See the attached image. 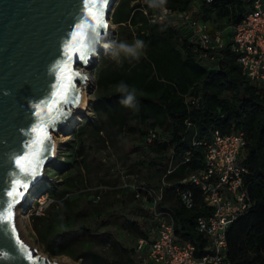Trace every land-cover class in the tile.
<instances>
[{
    "label": "trees",
    "instance_id": "16d2710c",
    "mask_svg": "<svg viewBox=\"0 0 264 264\" xmlns=\"http://www.w3.org/2000/svg\"><path fill=\"white\" fill-rule=\"evenodd\" d=\"M154 4L191 11L192 17L208 25L210 21L227 22L230 28L223 32L224 44L201 54L205 49L190 39L185 23L175 17L160 22L149 19ZM250 7V0L115 2L112 21L119 25L120 33L141 41L143 51L116 59L99 55L88 103L92 117L84 116L73 127L70 155L75 171L57 184L48 182L45 190L40 188L60 205L57 215L49 216V229L56 231L47 239L48 248L77 240L80 235L73 236L74 230L92 234L117 214L119 223L135 233L133 246H126L109 232L103 241L108 242L111 253L87 252L98 264H136V256L144 264L135 242L150 236L157 220L149 202L135 193L162 186L158 208L171 214L178 239H189L194 253H202L206 237L195 228V220L209 214L211 207L197 185L182 179L203 166L204 145L194 139L209 137L218 126L223 131L241 130L246 137L243 162L250 204L226 231L227 259L233 264H264V84L248 80L229 41L232 25ZM121 83L135 93L132 106L122 103L127 93L119 90ZM176 186L192 190V206L180 201ZM73 190L78 193L71 206L74 218L65 220L64 205H71L67 194ZM125 210L145 216L139 219ZM90 212L100 214L95 228L78 225L80 217ZM60 217L63 225L57 231L52 224Z\"/></svg>",
    "mask_w": 264,
    "mask_h": 264
},
{
    "label": "water",
    "instance_id": "95a60500",
    "mask_svg": "<svg viewBox=\"0 0 264 264\" xmlns=\"http://www.w3.org/2000/svg\"><path fill=\"white\" fill-rule=\"evenodd\" d=\"M102 2L106 27L98 28V36L89 30L86 54L69 58V46L77 45V27L85 17L96 23L82 0H0V264H70L30 248L20 234L16 210L53 159V131L65 127L83 101L80 83L88 75L82 67L104 49L115 4ZM17 160L35 175H24ZM17 179L28 186L13 198L8 193ZM13 199L12 219L4 221Z\"/></svg>",
    "mask_w": 264,
    "mask_h": 264
},
{
    "label": "built area",
    "instance_id": "2783aa9c",
    "mask_svg": "<svg viewBox=\"0 0 264 264\" xmlns=\"http://www.w3.org/2000/svg\"><path fill=\"white\" fill-rule=\"evenodd\" d=\"M250 3V9L232 25L229 41L242 72L250 82L260 86L264 84V0H250ZM148 17L154 22L175 17L185 23L190 28V39L205 49L203 55L208 53V48L224 44L223 31L211 30L207 22L192 17L191 11L181 12L154 4ZM194 143L204 145L203 166L182 181L197 185L203 200L211 207L209 214L198 215L195 220V228L206 237L203 252L196 255L192 241L179 240L171 214L158 208V201L163 197L162 186L156 191L143 187L144 192L138 189L135 195L149 202L148 207L157 220L152 234L141 236L135 242V250L142 255L144 264H233L227 259L226 231L250 204L245 184L247 167L243 162L246 137L241 130L223 131L215 126L209 137L194 139ZM187 155L188 151L186 159ZM176 192L183 204L188 207L194 204L191 189L176 186ZM40 197L38 206L46 205V200ZM35 212L39 214L38 209Z\"/></svg>",
    "mask_w": 264,
    "mask_h": 264
},
{
    "label": "rangeland",
    "instance_id": "374dc122",
    "mask_svg": "<svg viewBox=\"0 0 264 264\" xmlns=\"http://www.w3.org/2000/svg\"><path fill=\"white\" fill-rule=\"evenodd\" d=\"M116 1L117 0H115V2ZM110 21L111 24L108 27V33L105 34L102 40V43H104V41L110 43L109 48L99 50L98 56L94 59L93 62L90 63L89 66H86L85 68V71L88 75V80L85 86L88 102L93 96V71L101 53H104L109 59H116L119 58L122 54H140L143 51L142 47H135L137 41L134 38L126 37L124 33H120L119 25L114 23L111 17ZM209 28L211 30H222L223 32H226L227 30H229L230 26L227 22L219 20L213 22L210 21ZM121 43L134 47L135 51L133 53H126L123 50H119L118 46ZM117 51L119 52V54L113 55V53ZM86 115L92 117V111L89 109L88 104L84 110L74 113V117L72 118V120L67 123L69 124L68 126L66 125L61 129L53 131V138L56 142L57 149L55 156L53 157L51 162L46 165L42 178L37 183H35V185L31 189L28 190L27 198L18 206L20 214H25L22 218H20L18 222V228L21 236L30 245V248L34 249L35 252L43 254L51 261L56 260L70 264H98L93 261L90 252L87 251L98 252L102 254L108 252L111 253L109 248L110 245L108 244V242L103 241V239L109 235V232H113L112 234L115 235V238L122 241L126 246H133V242L135 240L134 231L128 229L127 227H125V225H121L119 223L121 217L119 218L117 214H112V216H109L107 218V221L97 226L96 230H94L92 234L81 233L76 230L72 231L71 234H73V236L80 235L77 240L61 247L51 246V249L47 247V242H45V240L41 237L36 228V224H34L35 216L47 212H52L55 208L60 207V205H58L49 195V192H41L40 188H44L45 190V188L48 186V182H55L57 184V182H61V179H64L66 176L73 175L75 167L70 155L72 148L70 142L73 140L75 135L73 133V127ZM123 176H126L125 173ZM45 194H47V196ZM77 196L78 193L74 190L68 192L67 199L71 201V205H64L65 209L67 210L64 214L65 220H73L74 215L71 206L72 201ZM39 197L40 200H46V205L42 204L41 206H38L39 203L37 199ZM52 202L55 203L51 205ZM36 209H38L39 214H36ZM125 213H130L139 219H143L145 216L143 213L139 215L137 212H131V210H125ZM97 217L99 218L100 214H97L96 212L83 214V216L80 217L82 221L77 222V224H83L85 226L95 228L94 226L95 224H97ZM61 218L62 217L54 221L52 224L54 229H57V231L61 230V226L63 225ZM72 222L74 223V221ZM115 225L118 228H116ZM86 253L89 254L86 255ZM121 254L122 259L126 261V255H124V253ZM116 255L120 257L119 253H116ZM135 258L136 264H142V261H140L137 256Z\"/></svg>",
    "mask_w": 264,
    "mask_h": 264
},
{
    "label": "snow or ice",
    "instance_id": "6c2138e0",
    "mask_svg": "<svg viewBox=\"0 0 264 264\" xmlns=\"http://www.w3.org/2000/svg\"><path fill=\"white\" fill-rule=\"evenodd\" d=\"M82 2L84 3V6L86 7L89 16L96 18V23L93 24L90 19L85 17L84 22L81 23L77 27V30L73 35V39H77L78 37L77 45L75 48H72L71 46H69V58H71V56L75 54L76 52H80L81 56H84L86 54L88 45L87 43H85V41H86V37H87L89 30H91L95 35L98 36L99 35L98 28L106 27V25L103 24V20H102L101 9L104 7L102 0H82ZM71 78L72 77L69 76V80H71ZM69 87H71V84L69 85ZM22 159H25V158H22ZM16 164L21 168V172L24 175H32V176L35 175V170L34 169L29 170L25 168L21 160H17ZM27 186H28L27 183L23 182L20 179H17L13 190L9 192L8 195L15 198L16 196L22 194L19 191V189H26ZM14 203H15V199H13L12 203L8 204V210L2 217L4 221H11L12 207Z\"/></svg>",
    "mask_w": 264,
    "mask_h": 264
},
{
    "label": "crops",
    "instance_id": "0c3cea01",
    "mask_svg": "<svg viewBox=\"0 0 264 264\" xmlns=\"http://www.w3.org/2000/svg\"><path fill=\"white\" fill-rule=\"evenodd\" d=\"M75 201H77V199ZM59 209L60 208L57 207L52 212H47V213L35 216L34 224H36V228H37L39 234L41 235V237L45 240V242H47L48 238L55 235L56 230L53 231V229H49V218H50L49 216L51 214L57 215V213L59 212Z\"/></svg>",
    "mask_w": 264,
    "mask_h": 264
},
{
    "label": "clouds",
    "instance_id": "9594fccd",
    "mask_svg": "<svg viewBox=\"0 0 264 264\" xmlns=\"http://www.w3.org/2000/svg\"><path fill=\"white\" fill-rule=\"evenodd\" d=\"M150 2H151V0H150ZM135 47H142V42L141 41H137ZM118 49L119 50H123L126 53H133L135 51L134 47L128 46V45L123 44V43H121L118 46ZM118 54H119L118 51L113 53V55H118ZM119 90L122 91V92L127 93V98L125 100H123L122 103L125 104L126 106H132L133 101L135 99L134 91L129 92L127 86L125 84H123V83L120 84Z\"/></svg>",
    "mask_w": 264,
    "mask_h": 264
},
{
    "label": "bare ground",
    "instance_id": "6f19581e",
    "mask_svg": "<svg viewBox=\"0 0 264 264\" xmlns=\"http://www.w3.org/2000/svg\"><path fill=\"white\" fill-rule=\"evenodd\" d=\"M110 24H111V21H110ZM104 44H105L104 48H105V49H108L109 46H110V43L107 42V41H104L103 45H104ZM85 68H86V66L82 67L83 70H85ZM84 83H85V84H84ZM84 83H80V87L83 88V89H84V92H85V95H84L83 101H82L81 105L79 106V108H78L76 111L73 112V115H74V113L77 112V111H82V110H84V109L86 108V106H87V103H88V97H87V94H86V91H85V86H86L87 81H85ZM66 125L68 126L69 124H66ZM59 135H60V134H59ZM59 139H60V138H59ZM56 150H57V149H56ZM56 150H54V153H53V155H52V158L55 156V153H56L55 151H56ZM16 212H17L16 220H17V224H18L20 218H22L25 214H24V213L20 214V212H19V210H18V207H17Z\"/></svg>",
    "mask_w": 264,
    "mask_h": 264
}]
</instances>
